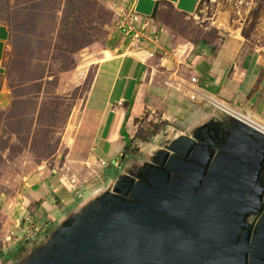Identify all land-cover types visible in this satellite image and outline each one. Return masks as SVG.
<instances>
[{
  "label": "water",
  "instance_id": "1",
  "mask_svg": "<svg viewBox=\"0 0 264 264\" xmlns=\"http://www.w3.org/2000/svg\"><path fill=\"white\" fill-rule=\"evenodd\" d=\"M209 109L149 161L82 193L15 264H264V132ZM221 121L219 143L196 142Z\"/></svg>",
  "mask_w": 264,
  "mask_h": 264
},
{
  "label": "rangeland",
  "instance_id": "2",
  "mask_svg": "<svg viewBox=\"0 0 264 264\" xmlns=\"http://www.w3.org/2000/svg\"><path fill=\"white\" fill-rule=\"evenodd\" d=\"M131 2L0 0V24L10 30L5 70L0 76V264H15L36 246L32 238L42 239L56 228L54 222L60 216L55 212L46 232L37 224L43 218L36 221L39 207L28 195V184L38 168L58 171L64 163L95 77L91 63L101 57L114 34L117 8L126 9ZM156 16L184 42H213L216 26L238 25L240 33L254 34L264 17V0H205L190 17L161 4ZM206 103L205 99L199 106ZM187 127L137 119L131 146L122 148L118 167L111 160L94 179L80 178L81 186L101 187L109 173L119 174L125 165L149 161V154L177 134H187ZM132 146L142 150L143 156L131 152ZM71 185L75 192L76 182ZM60 207L56 203L55 209ZM27 217L38 231L22 232Z\"/></svg>",
  "mask_w": 264,
  "mask_h": 264
},
{
  "label": "crops",
  "instance_id": "3",
  "mask_svg": "<svg viewBox=\"0 0 264 264\" xmlns=\"http://www.w3.org/2000/svg\"><path fill=\"white\" fill-rule=\"evenodd\" d=\"M204 1L132 0L131 4L149 15L164 4L190 17ZM141 16L149 22L144 32L152 41L158 36L156 43L131 51L114 28L101 57L91 63L95 77L64 163L58 171L38 168L28 184V195L39 207L36 221L43 218L37 224L45 232L55 219L53 212L59 215L82 193L94 189L81 186L80 178L94 179L111 160L123 158L122 148L133 138L137 119L187 127L210 111L205 109L214 100L264 123V17L250 36L240 33L238 25H222L216 26L213 42L193 43L176 37L157 16ZM9 41L8 26L0 24V76ZM205 99L206 107L199 106Z\"/></svg>",
  "mask_w": 264,
  "mask_h": 264
},
{
  "label": "built area",
  "instance_id": "4",
  "mask_svg": "<svg viewBox=\"0 0 264 264\" xmlns=\"http://www.w3.org/2000/svg\"><path fill=\"white\" fill-rule=\"evenodd\" d=\"M116 20H115V27L116 30L121 34L123 39L128 42V49L129 50H142L146 49L148 44H153V42L157 41L156 39L158 36H156L155 40H151V38L144 32L147 26H149L148 20H145L136 9V6L134 3H132L128 8H117L116 10ZM156 43V42H155ZM150 57L155 56V51L152 53H149ZM241 113V112H240ZM243 113V112H242ZM245 114V113H243ZM250 116V115H249ZM251 118H253L251 116ZM257 123L264 126L263 122L257 121L255 118H253ZM106 162H103V165H105ZM119 163L116 161L114 163L115 167H118ZM75 182L72 180L71 184H74ZM26 226L23 229V233L25 234H31L34 231H38V228H34L33 220H31L30 217H27L25 219Z\"/></svg>",
  "mask_w": 264,
  "mask_h": 264
},
{
  "label": "flooded vegetation",
  "instance_id": "5",
  "mask_svg": "<svg viewBox=\"0 0 264 264\" xmlns=\"http://www.w3.org/2000/svg\"><path fill=\"white\" fill-rule=\"evenodd\" d=\"M225 122L221 121L220 123H214L210 128H203L201 131H199V133L196 136V142L197 143H204L206 142V137H207V133L212 137V140L215 143H219L223 132H224V128H225ZM131 146V145H130ZM131 149V148H130ZM136 152L138 151V148L136 147L134 149ZM250 220H253V218H251Z\"/></svg>",
  "mask_w": 264,
  "mask_h": 264
},
{
  "label": "bare ground",
  "instance_id": "6",
  "mask_svg": "<svg viewBox=\"0 0 264 264\" xmlns=\"http://www.w3.org/2000/svg\"><path fill=\"white\" fill-rule=\"evenodd\" d=\"M214 104L219 107L220 109L240 118L241 120L249 123L250 125L254 126L255 128L261 130L262 132H264V126L257 123L255 120H253V118H251V116H249L248 114H242L240 113L239 111H234V110H231L230 108H227L225 107L224 105L220 104L219 102H215L214 101ZM253 117V116H252Z\"/></svg>",
  "mask_w": 264,
  "mask_h": 264
},
{
  "label": "trees",
  "instance_id": "7",
  "mask_svg": "<svg viewBox=\"0 0 264 264\" xmlns=\"http://www.w3.org/2000/svg\"><path fill=\"white\" fill-rule=\"evenodd\" d=\"M172 10H173V9H172ZM173 11H174V10H173ZM157 12H158V7L156 6L152 15H153V16H156ZM174 12H175V11H174ZM176 13H177V12H176ZM178 14H179V13H178ZM181 15H182V14H181ZM183 16H184V15H183ZM130 143H131V140L128 141V143L126 144V147H125V148L130 147Z\"/></svg>",
  "mask_w": 264,
  "mask_h": 264
}]
</instances>
